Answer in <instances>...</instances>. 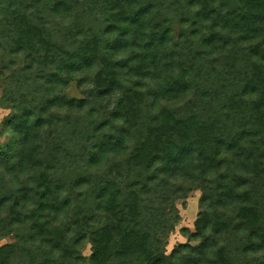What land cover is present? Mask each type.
<instances>
[{
	"label": "trees",
	"instance_id": "1",
	"mask_svg": "<svg viewBox=\"0 0 264 264\" xmlns=\"http://www.w3.org/2000/svg\"><path fill=\"white\" fill-rule=\"evenodd\" d=\"M0 92V264H264V0H0Z\"/></svg>",
	"mask_w": 264,
	"mask_h": 264
},
{
	"label": "rangeland",
	"instance_id": "2",
	"mask_svg": "<svg viewBox=\"0 0 264 264\" xmlns=\"http://www.w3.org/2000/svg\"><path fill=\"white\" fill-rule=\"evenodd\" d=\"M11 108L5 106L2 102L0 92V144L7 143L6 136L2 134V125L6 119L10 116ZM188 197L177 201V207L179 208L180 221L176 225L175 230L172 231L166 239V250L170 252L176 244L186 241L187 237L184 236L182 231L184 228L194 230V222L199 212V199L201 196L200 190H194L188 193ZM12 238L8 237L0 240V245L11 241ZM92 245L89 241H86L83 246V255L85 257V264H91L88 259L91 255Z\"/></svg>",
	"mask_w": 264,
	"mask_h": 264
}]
</instances>
